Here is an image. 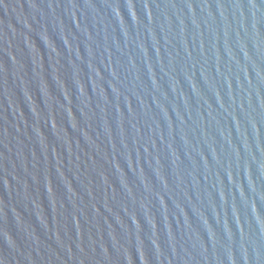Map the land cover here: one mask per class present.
Here are the masks:
<instances>
[{
  "label": "water",
  "instance_id": "1",
  "mask_svg": "<svg viewBox=\"0 0 264 264\" xmlns=\"http://www.w3.org/2000/svg\"><path fill=\"white\" fill-rule=\"evenodd\" d=\"M0 264H264V0H0Z\"/></svg>",
  "mask_w": 264,
  "mask_h": 264
}]
</instances>
